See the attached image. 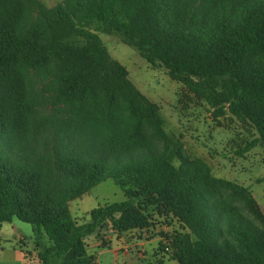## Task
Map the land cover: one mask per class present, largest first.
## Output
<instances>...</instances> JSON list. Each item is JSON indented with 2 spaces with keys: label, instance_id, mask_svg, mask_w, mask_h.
Here are the masks:
<instances>
[{
  "label": "trees",
  "instance_id": "obj_1",
  "mask_svg": "<svg viewBox=\"0 0 264 264\" xmlns=\"http://www.w3.org/2000/svg\"><path fill=\"white\" fill-rule=\"evenodd\" d=\"M98 33L165 68L214 118L251 124L239 156L264 148V0H0V225H32L42 264H97L88 237L149 228L155 208L186 231L167 237L178 264H264L258 202L166 138L160 108ZM46 91L67 116L52 154L40 146ZM108 179L126 199L77 222L69 203Z\"/></svg>",
  "mask_w": 264,
  "mask_h": 264
},
{
  "label": "rangeland",
  "instance_id": "obj_2",
  "mask_svg": "<svg viewBox=\"0 0 264 264\" xmlns=\"http://www.w3.org/2000/svg\"><path fill=\"white\" fill-rule=\"evenodd\" d=\"M39 1L51 8L63 0ZM98 36L107 47L111 58L125 66L129 73L128 78L134 87L146 99L158 105L166 138L173 142L181 141L184 153L192 160L205 162L210 168L211 175L216 179L246 188L264 214V148L257 146L244 156L238 155L247 143L258 136L252 125L229 114L214 118L211 106L204 99L190 92L183 84L171 80L165 68L149 65L137 50L124 44L117 35L98 33ZM42 87L38 86L37 90ZM53 98V92H43V98L38 104L41 121L44 122V126L40 127L42 154L47 152L52 154L63 147L56 136V126L66 119L67 116L61 111L66 108L62 103L54 106ZM157 143L158 149L162 150V143ZM125 199L122 187L116 180L108 179L81 198L70 202L69 207L74 219L82 223L89 219L93 209ZM234 205L241 206L242 202L235 201ZM148 213L153 214L149 228L120 233L109 227L101 231L99 238L101 245H96L92 250L97 257V263L178 264L174 257L178 245L169 243L167 237L171 238L186 231L172 217L158 215L155 208L148 209ZM244 213L254 219L248 211L245 210ZM15 230L18 234L27 236L29 246L35 241L32 225L17 218L12 222L3 223V232L7 238L1 241V245L6 250L5 253H1L0 250L3 259L12 260L15 254L14 248L18 250L17 246L20 243L16 241L13 233ZM92 238L95 239V236L92 235ZM124 253L129 256H125ZM137 253L141 254V259Z\"/></svg>",
  "mask_w": 264,
  "mask_h": 264
},
{
  "label": "crops",
  "instance_id": "obj_3",
  "mask_svg": "<svg viewBox=\"0 0 264 264\" xmlns=\"http://www.w3.org/2000/svg\"><path fill=\"white\" fill-rule=\"evenodd\" d=\"M16 231L17 230H15L13 233L15 234L16 241H18L20 243L19 246H17L18 250H16L14 248L15 254H14V258L12 260L8 259V258L3 259V257L0 254V264H29L28 261H31L32 264H42L40 257H39V248L35 247L36 246L35 242L33 243L32 246H29L30 243L28 242L27 236L25 234H18ZM16 233H17V235H16ZM33 233H34V231H33ZM5 235L6 234H5V232H3V224H2V225H0V250H2L1 253H5V251H6L5 248L1 245V241L3 239L7 240V238H5ZM34 235H35V233H34ZM94 240H97V242L95 243ZM86 243H87V245L88 244L90 245V246H87L88 254L91 256L92 255L95 256V253L92 250L96 245H99V244L101 245V242H99V239L96 238V236H95V239H93L92 236H90L87 238ZM141 245H143V244L141 243ZM139 246H140V244H139ZM137 254H138V257L141 259V254H139V253H137ZM125 256H129V255L125 254Z\"/></svg>",
  "mask_w": 264,
  "mask_h": 264
},
{
  "label": "built area",
  "instance_id": "obj_4",
  "mask_svg": "<svg viewBox=\"0 0 264 264\" xmlns=\"http://www.w3.org/2000/svg\"><path fill=\"white\" fill-rule=\"evenodd\" d=\"M37 260H38V259H37ZM28 262H29V264H32L31 261H28Z\"/></svg>",
  "mask_w": 264,
  "mask_h": 264
}]
</instances>
